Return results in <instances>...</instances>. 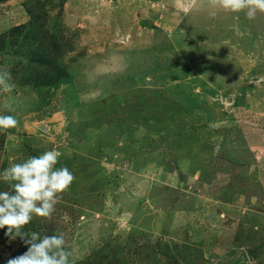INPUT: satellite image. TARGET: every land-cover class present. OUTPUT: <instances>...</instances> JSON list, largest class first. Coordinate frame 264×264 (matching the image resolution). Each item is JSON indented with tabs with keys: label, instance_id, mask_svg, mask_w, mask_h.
I'll return each instance as SVG.
<instances>
[{
	"label": "rangeland",
	"instance_id": "374dc122",
	"mask_svg": "<svg viewBox=\"0 0 264 264\" xmlns=\"http://www.w3.org/2000/svg\"><path fill=\"white\" fill-rule=\"evenodd\" d=\"M212 10L0 0V172L56 148L76 177L23 231L63 232L71 264H264V13ZM6 233L0 264L28 247Z\"/></svg>",
	"mask_w": 264,
	"mask_h": 264
},
{
	"label": "clouds",
	"instance_id": "9594fccd",
	"mask_svg": "<svg viewBox=\"0 0 264 264\" xmlns=\"http://www.w3.org/2000/svg\"><path fill=\"white\" fill-rule=\"evenodd\" d=\"M208 6L226 12H244L248 19L264 13V0H207ZM16 87L7 68H0V94H8L3 108L9 114H0V130L19 126L16 99L10 95ZM63 153L56 148L38 156H29L20 162H10L0 172V180L10 190L0 191V229L6 235L20 237L27 247L23 254L11 258L7 264H71L72 252L67 247L63 232L41 235L36 231H23L34 217L51 219L56 205L74 183L76 177L67 166L57 167Z\"/></svg>",
	"mask_w": 264,
	"mask_h": 264
}]
</instances>
